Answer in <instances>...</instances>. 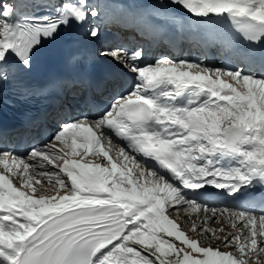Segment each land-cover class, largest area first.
<instances>
[{"label": "snow or ice", "instance_id": "6c2138e0", "mask_svg": "<svg viewBox=\"0 0 264 264\" xmlns=\"http://www.w3.org/2000/svg\"><path fill=\"white\" fill-rule=\"evenodd\" d=\"M137 7L0 0V89L63 31L98 40L114 9L159 34ZM157 7L229 25L227 47L264 45V0ZM98 54L126 79L123 90L95 114L58 118L46 140L0 147V264H264V197L239 199L264 189V66L147 60L142 45ZM208 187L233 203L201 200ZM208 213L223 226L210 227Z\"/></svg>", "mask_w": 264, "mask_h": 264}, {"label": "bare ground", "instance_id": "6f19581e", "mask_svg": "<svg viewBox=\"0 0 264 264\" xmlns=\"http://www.w3.org/2000/svg\"><path fill=\"white\" fill-rule=\"evenodd\" d=\"M164 2H165V4H167V3H168V0H164ZM150 3H151L152 6H151L149 3H148V4H149V8L152 9V11L162 10V9H160V8L157 7L158 4H159V0H151ZM171 8H172V7H168V8H165V10H166V11H169ZM154 13H157V12H154ZM161 15H162V14H161ZM110 16H111V15H110ZM64 33H65V31H63V32L61 33V36H62V37L64 36ZM58 37H59V36H58ZM160 56H168V54H167L166 52H162ZM156 57H157V55H155V56L153 57L152 60H154ZM168 57L172 58L173 60L187 59V57H182L181 55L172 56V55L169 54ZM190 60H192V59H190ZM118 146H119V144H117V147H118ZM259 188H261V187L257 186V189H259ZM261 190L264 191V189H262V188H261ZM211 204H214V203H211ZM216 205H219V204H216ZM176 215H177V214H176ZM203 215H204V213H202V212H198V213H194V214H192V217H191V218H192V219H195L197 216H200V217L202 218ZM208 215H209V217H210L209 222H208L210 227L223 226V225H217V224H215V223H212V220H211V213H208ZM180 217H181L180 219H184V218H185V215H184V216H180ZM197 222H199V221H197Z\"/></svg>", "mask_w": 264, "mask_h": 264}, {"label": "water", "instance_id": "95a60500", "mask_svg": "<svg viewBox=\"0 0 264 264\" xmlns=\"http://www.w3.org/2000/svg\"><path fill=\"white\" fill-rule=\"evenodd\" d=\"M128 1L136 2V3L141 4V5L145 4V0H120V3L124 5V4H127Z\"/></svg>", "mask_w": 264, "mask_h": 264}, {"label": "rangeland", "instance_id": "374dc122", "mask_svg": "<svg viewBox=\"0 0 264 264\" xmlns=\"http://www.w3.org/2000/svg\"><path fill=\"white\" fill-rule=\"evenodd\" d=\"M185 214L183 212L177 213L178 218H181L180 216H184Z\"/></svg>", "mask_w": 264, "mask_h": 264}]
</instances>
